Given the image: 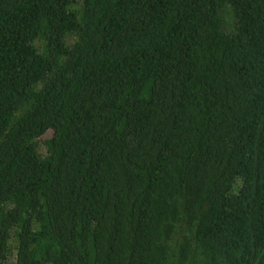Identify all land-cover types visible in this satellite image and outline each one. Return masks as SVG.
I'll return each instance as SVG.
<instances>
[{
  "label": "trees",
  "instance_id": "trees-1",
  "mask_svg": "<svg viewBox=\"0 0 264 264\" xmlns=\"http://www.w3.org/2000/svg\"><path fill=\"white\" fill-rule=\"evenodd\" d=\"M10 260L264 264V0H0Z\"/></svg>",
  "mask_w": 264,
  "mask_h": 264
},
{
  "label": "rangeland",
  "instance_id": "rangeland-1",
  "mask_svg": "<svg viewBox=\"0 0 264 264\" xmlns=\"http://www.w3.org/2000/svg\"><path fill=\"white\" fill-rule=\"evenodd\" d=\"M239 183V182H238ZM5 264H12V262H11V260L10 261H7V263H5Z\"/></svg>",
  "mask_w": 264,
  "mask_h": 264
}]
</instances>
